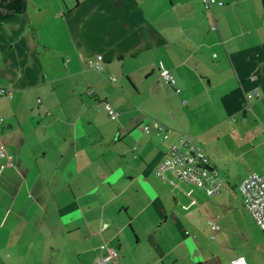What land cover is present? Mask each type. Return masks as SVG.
<instances>
[{
  "label": "crops",
  "instance_id": "0c3cea01",
  "mask_svg": "<svg viewBox=\"0 0 264 264\" xmlns=\"http://www.w3.org/2000/svg\"><path fill=\"white\" fill-rule=\"evenodd\" d=\"M222 1L0 0V264H218L198 195L230 174L208 195L156 167L215 128L264 168V0Z\"/></svg>",
  "mask_w": 264,
  "mask_h": 264
},
{
  "label": "built area",
  "instance_id": "2783aa9c",
  "mask_svg": "<svg viewBox=\"0 0 264 264\" xmlns=\"http://www.w3.org/2000/svg\"><path fill=\"white\" fill-rule=\"evenodd\" d=\"M213 3L223 4L222 0H203L206 8L211 7ZM88 67L98 71L103 70V54L98 53L88 60ZM160 74L165 82L170 83L173 79L171 72L167 68H162ZM112 80L115 77H111ZM12 85L0 87V95L11 94ZM177 91L180 89L177 88ZM88 94L94 92V88L87 90ZM258 95L254 90L248 94V98ZM104 107L112 119H117L119 112L106 100L103 101ZM2 118H0L1 120ZM145 132H156L164 137L169 135L170 129L161 121L152 119L144 123ZM6 155V149L0 142V157ZM170 170L174 172L182 181L191 183L197 187L203 188L208 195H213L226 186L222 173L213 166L205 153L199 146L195 145L189 134L180 137L178 143H173L162 161L156 167V174L163 179L167 176L165 172ZM238 189L243 196V203L259 227L264 230V168L262 172H253L241 179ZM195 198L192 203H196ZM208 225L213 231L218 229V225L210 219H207ZM116 253L115 248H111L106 255L97 258L98 264H107ZM231 264H248L244 256H235Z\"/></svg>",
  "mask_w": 264,
  "mask_h": 264
},
{
  "label": "rangeland",
  "instance_id": "374dc122",
  "mask_svg": "<svg viewBox=\"0 0 264 264\" xmlns=\"http://www.w3.org/2000/svg\"><path fill=\"white\" fill-rule=\"evenodd\" d=\"M184 132L190 134L193 141L213 160L215 157L218 159L217 165L225 179V173L230 174L228 188L222 189L211 197L198 195L199 198L210 199V204L207 205L208 219L219 226L212 232L208 225L203 229L202 239L207 238L211 242V248L215 249L218 256H221L217 258L218 264H230V258L233 256H245L250 264H263L264 230L259 227L244 206L243 196L237 188L243 175L252 172L249 170L247 160L229 152L224 145V140L217 136L215 128L201 136L192 131Z\"/></svg>",
  "mask_w": 264,
  "mask_h": 264
}]
</instances>
